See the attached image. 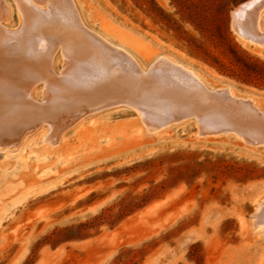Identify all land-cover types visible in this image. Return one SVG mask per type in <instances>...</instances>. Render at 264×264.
Wrapping results in <instances>:
<instances>
[{
    "label": "rangeland",
    "instance_id": "rangeland-1",
    "mask_svg": "<svg viewBox=\"0 0 264 264\" xmlns=\"http://www.w3.org/2000/svg\"><path fill=\"white\" fill-rule=\"evenodd\" d=\"M245 1L70 0L87 30L145 71L169 57L264 109V65L248 62H264V47L234 26ZM0 2L2 26L18 28L17 1ZM251 12L242 24L255 30ZM61 50L52 73L39 67L43 77L70 65ZM42 79L31 102L49 94ZM143 121L130 107H106L0 144V264H262L264 225L253 219L264 200V143L202 137L194 118Z\"/></svg>",
    "mask_w": 264,
    "mask_h": 264
},
{
    "label": "bare ground",
    "instance_id": "bare-ground-1",
    "mask_svg": "<svg viewBox=\"0 0 264 264\" xmlns=\"http://www.w3.org/2000/svg\"><path fill=\"white\" fill-rule=\"evenodd\" d=\"M16 1L23 15L20 26L10 29L0 22V144L19 143L42 123L55 131L82 113L116 106L136 110L151 127L194 118L201 136L233 132L249 142L264 143V109L253 100L227 86L207 87L193 69L169 57L154 61L145 71L130 53L87 30L70 0L68 5ZM253 10L255 30L242 24ZM233 16L241 37L264 47V0L243 2ZM55 25L63 32L61 38L52 33ZM58 44L70 65L58 78L53 72L51 78L56 79L43 77L39 67L52 73ZM32 56H37V65L28 67ZM40 79H45L49 94L42 102H31L32 88ZM253 223L256 228L264 225V200Z\"/></svg>",
    "mask_w": 264,
    "mask_h": 264
},
{
    "label": "trees",
    "instance_id": "trees-1",
    "mask_svg": "<svg viewBox=\"0 0 264 264\" xmlns=\"http://www.w3.org/2000/svg\"><path fill=\"white\" fill-rule=\"evenodd\" d=\"M251 65H264V62H259V61H248ZM244 80H246V79H244Z\"/></svg>",
    "mask_w": 264,
    "mask_h": 264
},
{
    "label": "water",
    "instance_id": "water-1",
    "mask_svg": "<svg viewBox=\"0 0 264 264\" xmlns=\"http://www.w3.org/2000/svg\"><path fill=\"white\" fill-rule=\"evenodd\" d=\"M208 133H212V132H208ZM259 144H262V143H259Z\"/></svg>",
    "mask_w": 264,
    "mask_h": 264
}]
</instances>
